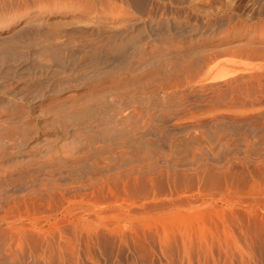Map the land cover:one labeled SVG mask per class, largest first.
Segmentation results:
<instances>
[{
  "label": "rangeland",
  "instance_id": "1",
  "mask_svg": "<svg viewBox=\"0 0 264 264\" xmlns=\"http://www.w3.org/2000/svg\"><path fill=\"white\" fill-rule=\"evenodd\" d=\"M263 13L0 0V264H264Z\"/></svg>",
  "mask_w": 264,
  "mask_h": 264
},
{
  "label": "bare ground",
  "instance_id": "2",
  "mask_svg": "<svg viewBox=\"0 0 264 264\" xmlns=\"http://www.w3.org/2000/svg\"><path fill=\"white\" fill-rule=\"evenodd\" d=\"M147 13H148V11H147ZM264 14V13H263ZM97 56V55H96ZM264 181V180H263ZM21 185V184H20ZM19 187V186H18ZM254 188V187H253ZM28 203V202H27ZM19 206V205H18ZM33 207V206H32ZM47 207V206H46ZM17 212V211H16Z\"/></svg>",
  "mask_w": 264,
  "mask_h": 264
}]
</instances>
